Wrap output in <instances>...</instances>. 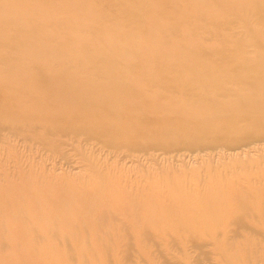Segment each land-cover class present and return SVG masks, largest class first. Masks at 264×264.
Masks as SVG:
<instances>
[{"label": "bare ground", "instance_id": "obj_1", "mask_svg": "<svg viewBox=\"0 0 264 264\" xmlns=\"http://www.w3.org/2000/svg\"><path fill=\"white\" fill-rule=\"evenodd\" d=\"M127 1L130 4L120 0L117 8L124 11L127 21L143 25L128 33L117 32L115 37L111 31L116 28L105 30L97 25L103 10L95 8L96 0H38L29 7L8 4L11 10L27 8L12 23L25 25L28 35H19L7 45L27 44L29 36L40 33L44 44L29 47L21 68L1 71L0 107L4 113H0V131L4 127L10 132L23 130L33 140L39 139L35 141L42 150L49 148L55 159L67 160L61 147L70 146L80 156L87 175L78 179L48 176L30 165L17 167L18 178L2 173L0 245L5 241L14 253L50 251L54 247L48 241L40 244L38 235L59 234L72 239L70 246L80 252V262L86 264L95 261L97 254L127 251L131 239L140 249L158 233L180 238L187 233L193 238L190 247L194 249L204 246L200 238L212 240L222 264H254L264 253V226H257L264 222V193L260 190V195L250 200L245 183H222V174L207 175L209 170L203 178L199 171L197 175L190 173V177L197 176V182L187 184V168L178 170L172 163L153 177L145 171L152 184L163 178L165 190L157 185L146 189L137 178L112 175L110 157L136 161L145 157L155 162L154 153L159 152L164 164L169 158L174 160L177 155L173 153L178 152H202L208 157L203 163L227 156L245 162L252 159L245 157L252 151L264 156V41L258 42L262 51L258 58L241 59L229 56L224 49L206 51L199 47L189 49L188 56L202 53L190 56V61L176 60L183 53L168 49V41L159 39L158 33L162 37L164 31H157L156 17L142 21L146 9L158 11L146 0ZM43 3L53 13L52 18L43 14ZM61 5L86 10L76 17L57 18ZM199 7L223 9L225 20L209 18L211 23L245 22L251 12L264 23V0H205L199 4L192 0L190 10L201 19ZM190 10L188 17L184 12L178 19L194 17ZM7 16L0 14L5 24L9 23ZM85 19L91 25L84 28L85 35L72 37L79 40L76 47L51 36V27H73L74 21ZM248 31L254 32L255 27ZM92 36L112 47L107 58L95 57L97 52L84 43ZM131 37H144L146 45H115ZM73 55L96 60L86 64L82 58L63 57ZM209 55H218V60L200 59ZM3 117L7 119L4 122ZM36 122L42 135L37 133ZM239 186L240 195L234 197L228 189L238 190ZM118 217L126 224H117ZM248 222L255 226L253 234L261 235L260 240L253 236L237 243L227 239L230 233L236 235L240 228L249 226ZM220 234L223 239L218 238Z\"/></svg>", "mask_w": 264, "mask_h": 264}, {"label": "rangeland", "instance_id": "obj_2", "mask_svg": "<svg viewBox=\"0 0 264 264\" xmlns=\"http://www.w3.org/2000/svg\"><path fill=\"white\" fill-rule=\"evenodd\" d=\"M36 1L38 0H0V14L7 13L8 20L5 18L4 19L9 21V23L5 24L4 20L0 19V73L3 69L5 70L9 67L14 68V70L21 68L24 65L22 57L26 54V52L29 51V47H31L33 44H44L41 42L44 38L43 33H40L38 37L29 36V42L27 44L23 43L16 47L7 45V42L17 38L19 35H28L25 33V25L12 23V19L23 14V10H26L27 8L11 10L9 7H7L8 4L11 3L12 6L18 5L21 7H29L28 5ZM119 1L120 0H96V3H94V6L97 10H103V15L97 17L101 21V24L97 25L105 30L108 28L110 29L111 27L116 28L117 30L113 29V32L111 31V35L113 37H115L117 32L128 33L143 25L141 22L137 23L127 21L126 17L124 16V11L117 8ZM121 1L125 4H130L127 0ZM146 1L152 6L153 9L157 10L158 12L151 13V7L146 9V13H143L142 21L149 20L152 16L156 17L158 22L157 31L160 28H162L164 31L162 33V37L160 34L161 32L158 33L159 39L162 38L163 40L168 41L166 46L168 49L174 48L176 52L183 53V57L176 60L190 61L193 59V57L190 56L202 53L198 52L188 56L190 54L189 49H196L199 47L204 48L206 51H208V49H224L228 51L229 54H231L229 56L241 59H250L255 57L258 58L261 55L262 51L259 48L258 42L259 40L264 41V23H262V21L257 15H255L254 12H251L250 15H248L245 22L234 20L228 23H211L208 20L209 18L220 20L224 18L223 16L225 13L223 12L222 14L221 12L223 9L199 7L197 14H199L198 11H200L203 13V15L201 19H198L195 18L193 10H190L192 7V0ZM245 1L254 3V0ZM195 2L199 4L204 3L205 0H195ZM43 4L41 8L43 14L51 15L52 18L53 13L47 11L48 5ZM61 7L62 9L60 14H56L57 18H62L63 16L73 17L77 13L79 14V12L82 13L81 10H86V7L83 9L71 8L69 6L63 5H61ZM189 10L194 17H189V20H187V12H189ZM182 13H184V16L187 14V17L184 18L185 20L178 19V16ZM101 18H103V20H101ZM226 19H231V17H227ZM90 22V20L85 19L83 22L74 21L73 27H51L50 33L51 36L57 40H67L76 47L79 40L72 37L75 35H85L86 32L84 28L89 27V25H91ZM192 23H195L196 26L193 27L191 25ZM246 26L255 27V31H248V29L251 27L247 29L245 28ZM170 27H173L174 30L170 31ZM151 29L152 27H150V30ZM69 38H71V40H69ZM84 43H87L90 49L97 52L98 56L95 57L107 58L106 54L111 53L112 47L108 44V42L97 37L92 36L89 38V41H84ZM115 45L120 47L127 46L126 48H129L136 47V45L143 47V45L146 44L144 43V37H131L122 39V41L117 42ZM238 45L241 46V50H236ZM137 50L140 52L141 49L138 48ZM27 54L31 55V52ZM63 57L65 59L82 58V61L86 64L96 60L95 57H83L78 55ZM146 57L152 56L147 55ZM218 57V55H209L201 56L200 59H212L217 61ZM31 59H34V57ZM117 59L121 60L122 58L121 56H118ZM2 110L3 108L0 107V113H4ZM2 120L4 122L7 119L3 117ZM39 125L40 123L36 122V128L38 130L37 133L42 135L43 131L39 129ZM35 140L39 139L33 140V138H31L29 134L25 133L23 130L10 132L4 127V129L0 131V175L4 173L11 178H18L17 167L22 168L24 165H30L32 167L35 166L38 168L37 171H44L48 176L53 175L62 178L67 177L68 179H78V177L80 178L87 175V171L85 170L84 163L81 162L80 156H78L70 146L61 147L64 149L63 151L66 153L68 159L60 160L54 158L55 155L49 148L42 150L41 145ZM157 153L159 152L154 153L157 155V160L155 162L145 160V157H142L139 161H136L135 159L131 160L129 158L119 159L116 157H110V162L114 163V165L111 167L110 173L112 175L120 173L125 175L127 178H137L142 181L141 184H143V187H146V189L152 187L153 185H157L159 190L164 191L166 187H164L165 181L163 178L160 177L156 183L152 184L150 180L147 181V176L149 175L150 177H153V174H157L160 172V170H162V167H166L169 163H172V166L175 169L184 170V168H187V172H189L184 173L187 175L185 180L187 184L190 182H197L195 180L197 176L190 177V173L194 172V175H197V171H199V175H202L203 178V175L207 173L206 170H209L210 173H207V175L222 174L224 180L222 183L226 182L236 186L245 183V191L248 194L246 196L252 197L250 200L255 199L254 196L260 195L258 192L259 190L264 193V156H261L254 151L248 153L247 156H245L252 158L245 162L241 161L240 159L242 158H237V156H233L232 158L231 156H227L224 160L218 159V161L217 159H213L208 163H203L204 161H202V159H207L208 157L203 155L204 153L202 152L198 153V155L189 152H178L177 154L173 153V155H177V157L173 158L174 160L169 158V161H166L164 164H161L163 161L161 159V153ZM185 153L187 155H185ZM228 153H230V155L234 154L233 151ZM228 153L226 152V155ZM261 154L264 155V152ZM141 170L144 172L142 173ZM145 171L149 172L148 175ZM162 172L163 171H161L159 174H162ZM178 175L183 176L182 171H179ZM162 176H167V174ZM209 180L213 182L214 179ZM76 183L82 184L79 182V180H77ZM260 187L262 189H260ZM228 190L231 195H234V197L240 195V186L238 190ZM163 191L161 192L163 193ZM116 222L117 224H123L124 222L126 224V221L122 217H118ZM248 224L249 226L240 228L239 231L236 232V235L230 233L227 239L229 238V241L237 243L243 241L245 236H253L260 240L262 238L261 235L253 234V228H255V226L252 224V222H248ZM257 226L263 227L264 222L259 223ZM65 238L59 234L51 233L45 237L38 235V241L40 244L48 241L54 248H50V251H47L44 248L40 250L25 251L23 253H14L9 251L5 241H2L0 245L2 264H82L80 262V252L73 250L70 246V241L72 239L70 240L67 237ZM151 238V242H145L147 246L145 248L140 247L139 249L131 239L129 243L130 248L127 249V251H122L115 254V251H111L108 255L103 253L99 255L97 254V257L101 260L100 262L96 257L95 261L90 262L88 260L86 261V264H222L215 254L212 240H210L208 237H202L199 239V241L204 242V246H202L201 249H194L193 247H190V239L192 240L193 238H191L190 234L187 233L185 238H180L179 236L172 234L170 235L167 232L158 233L154 237L151 236ZM218 238L223 239L224 237L222 234H220ZM260 254H262L264 258V253L261 252ZM184 255H186L187 258H185ZM262 256L254 264H264V261H261Z\"/></svg>", "mask_w": 264, "mask_h": 264}]
</instances>
